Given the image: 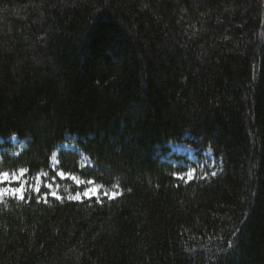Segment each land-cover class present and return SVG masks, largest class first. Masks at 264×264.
<instances>
[{
  "label": "trees",
  "instance_id": "16d2710c",
  "mask_svg": "<svg viewBox=\"0 0 264 264\" xmlns=\"http://www.w3.org/2000/svg\"><path fill=\"white\" fill-rule=\"evenodd\" d=\"M13 136L0 171L55 177L70 137L57 169L119 196L3 199L0 264H264V0H0Z\"/></svg>",
  "mask_w": 264,
  "mask_h": 264
},
{
  "label": "rangeland",
  "instance_id": "374dc122",
  "mask_svg": "<svg viewBox=\"0 0 264 264\" xmlns=\"http://www.w3.org/2000/svg\"><path fill=\"white\" fill-rule=\"evenodd\" d=\"M74 138H70V137H66V142L61 144L57 151L52 155L51 160H50V172H54L56 175L55 177H51L49 173L45 172V173H40V182H41V191L40 193H36L35 191H32L31 188L29 187V185H32L35 183V178H33V180L29 179L25 173V177H23L22 179H27L28 184L25 186L26 187V192L31 190V192L34 195H40V199L44 200V194L45 193H49L47 200L48 199H54V200H62V199H68L70 200L69 194L71 195H75L77 192H81L83 193L85 191V189L87 188H94L97 186V184H94L92 181L91 183H89L90 181H83L81 179H78L76 176L73 175H66L64 174L63 176L59 175V173H61V171L58 168L59 163L57 162V156L59 154V152L61 151H66V152H75V153H79L75 147L70 143L71 141H73ZM9 144L13 147L16 148V152L15 154H19L21 152L24 151L25 149V145L26 142L25 141H21L17 138H9L8 139ZM168 149L170 151L168 156H175V158H178V160H171V159H167L169 163L174 164L175 166L179 165L181 166L185 171L184 173L181 175V177L186 180L189 181L194 177L195 174V169L198 168L199 170H201L202 168H204L205 166H209L212 167L213 164L211 163V158L209 156V154L207 152H203L201 154V156L205 157L206 159L202 158L200 159L198 157V155H196V150L184 146V145H169ZM81 160L80 163L81 165L84 166H89V162L86 158H84L81 154H80ZM17 174H19L18 171H15ZM11 173V172H9ZM46 174V175H45ZM37 177V176H36ZM72 177H75L76 179H72ZM65 181H68L70 184H72L75 188L79 189V191L75 192V193H70V189L67 187L62 186L61 183H64ZM77 181H79L80 183H77ZM61 182V183H59ZM59 183V184H58ZM51 184L52 188L49 189L47 187H45V185ZM3 186V185H0ZM14 187L19 186L18 184H14L12 185ZM58 186V187H57ZM100 186V185H99ZM51 191H56L57 195H59L60 197H62V199H56L54 198L50 192ZM107 191L109 194L116 192L118 193L116 188H104L102 186H100L99 188V194L102 198H107V199H115L119 196V194L115 197V198H109V196H104L103 193ZM25 192V194H26ZM5 198H14L12 196H5L3 197V199ZM2 199V200H3ZM17 199V198H14ZM89 198L86 197H81V199L79 200H73V201H82V200H88ZM91 199H96L95 197H92ZM0 200V201H2ZM19 200V199H17Z\"/></svg>",
  "mask_w": 264,
  "mask_h": 264
},
{
  "label": "snow or ice",
  "instance_id": "6c2138e0",
  "mask_svg": "<svg viewBox=\"0 0 264 264\" xmlns=\"http://www.w3.org/2000/svg\"><path fill=\"white\" fill-rule=\"evenodd\" d=\"M19 174H17L16 172H6V171H0V200L3 199V197L5 196H12L14 198H17L19 200H24L25 199V192H26V185L28 184L27 179H22L23 177H25V173L27 172V169H20L18 170ZM46 175V174H45ZM59 175L63 176L64 173L61 172L59 173ZM178 178H182V177H178ZM72 179H76L75 177H72ZM77 183H80L79 181H77ZM91 183V181L89 182ZM14 184H18L19 186H12ZM29 187L31 188L32 191H35L36 193H40L41 191V182H40V176L37 175V177H35V183L32 185H29ZM45 187L51 189L52 185L48 184L45 185ZM58 187V186H57ZM99 188L100 186L97 185L94 188H87L85 189V191L83 193L81 192H77L74 196L69 194V199L70 200H79L81 199V197H86L91 199L92 197L96 198V201L99 203L101 202V196L99 194ZM50 194L56 198V199H62V197H60L59 195H57L56 191H51ZM119 193L113 192L111 194H109L107 191H105L103 193L104 196H109V198H115ZM49 193H45L44 194V199L45 202H47V197H48Z\"/></svg>",
  "mask_w": 264,
  "mask_h": 264
},
{
  "label": "bare ground",
  "instance_id": "6f19581e",
  "mask_svg": "<svg viewBox=\"0 0 264 264\" xmlns=\"http://www.w3.org/2000/svg\"><path fill=\"white\" fill-rule=\"evenodd\" d=\"M10 138H17V137H10ZM9 139V138H8ZM8 139L6 138V139H2V138H0V163H1V161H2V156L3 155H6V156H9V157H15V156H17V155H19V154H15V152H16V148H13L10 144H9V142H8ZM18 139V138H17ZM21 141H24V140H21ZM169 145H182V144H180V143H176V144H173V143H169L168 144V146ZM205 152H207L208 154H209V156H210V158H211V163L213 164V166H214V160H213V158L211 157V154H210V152H208V151H205ZM22 153V152H21ZM169 153H170V151H169ZM169 153H168V155H169ZM203 153V152H202ZM201 153V154H202ZM167 155V159H171V160H178V158H175V156H168ZM196 155H197V152H196ZM202 158H204V159H206L205 157H203V156H201ZM201 158V159H202ZM207 160V159H206ZM168 161V160H167ZM174 165V164H173ZM179 166V165H178ZM212 166V167H213ZM181 167V166H180ZM205 168H211V167H209V166H205L204 168H202V169H205ZM10 172H14V171H10ZM37 175H39V174H37ZM37 175H35L34 177H32V178H29V179H31V180H33V178H35ZM29 193H32L31 192V190H29V191H27L26 192V194H25V198H26V196H27V194H29ZM33 194V193H32ZM34 195V194H33ZM12 199H14V198H12ZM15 200H17V199H15ZM17 201H21V200H17ZM23 201V200H22ZM44 201V200H43Z\"/></svg>",
  "mask_w": 264,
  "mask_h": 264
}]
</instances>
